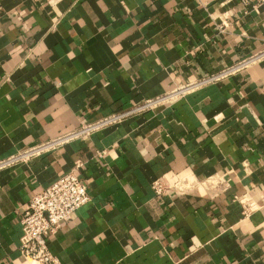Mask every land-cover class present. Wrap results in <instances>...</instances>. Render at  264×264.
Wrapping results in <instances>:
<instances>
[{
    "label": "crops",
    "instance_id": "1",
    "mask_svg": "<svg viewBox=\"0 0 264 264\" xmlns=\"http://www.w3.org/2000/svg\"><path fill=\"white\" fill-rule=\"evenodd\" d=\"M262 49L264 4L0 0V159ZM68 171L89 200L47 236L62 264H264V55L1 168L0 264Z\"/></svg>",
    "mask_w": 264,
    "mask_h": 264
},
{
    "label": "built area",
    "instance_id": "2",
    "mask_svg": "<svg viewBox=\"0 0 264 264\" xmlns=\"http://www.w3.org/2000/svg\"><path fill=\"white\" fill-rule=\"evenodd\" d=\"M244 7L256 8L264 4V0H239ZM264 55V49L252 55L227 65L222 69L205 77L197 78L186 83H179L169 91L144 99L142 103L117 113L104 116L89 123H83L80 127L58 135L50 140L35 143L20 151L0 159V169L10 166L18 161H25L31 156L38 155L55 145L74 136L88 134L100 127L116 123L126 114L133 111L146 109L158 103L169 101L175 97L184 95L187 91L206 82L217 81L242 69L259 57ZM153 187L156 193H161L167 186L160 180L155 179ZM89 194L85 183L73 172L68 171L59 176L47 187L35 192L20 212V221L25 230L19 244V250L26 264H62L60 259L53 254L47 243V236L60 226L61 222L69 219L72 213L87 203Z\"/></svg>",
    "mask_w": 264,
    "mask_h": 264
}]
</instances>
